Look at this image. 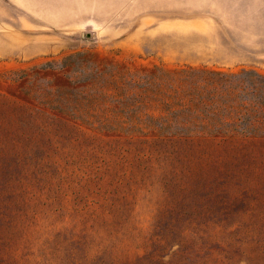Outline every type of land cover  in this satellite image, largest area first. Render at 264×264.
Wrapping results in <instances>:
<instances>
[{"label": "rangeland", "instance_id": "rangeland-1", "mask_svg": "<svg viewBox=\"0 0 264 264\" xmlns=\"http://www.w3.org/2000/svg\"><path fill=\"white\" fill-rule=\"evenodd\" d=\"M188 65L264 73V0H0V264H264V137L152 128Z\"/></svg>", "mask_w": 264, "mask_h": 264}, {"label": "trees", "instance_id": "trees-1", "mask_svg": "<svg viewBox=\"0 0 264 264\" xmlns=\"http://www.w3.org/2000/svg\"><path fill=\"white\" fill-rule=\"evenodd\" d=\"M159 72V134L264 137V73L190 65Z\"/></svg>", "mask_w": 264, "mask_h": 264}]
</instances>
